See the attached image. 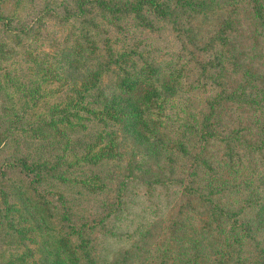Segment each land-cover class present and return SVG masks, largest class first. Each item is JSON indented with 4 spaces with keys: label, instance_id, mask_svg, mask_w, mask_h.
Listing matches in <instances>:
<instances>
[{
    "label": "trees",
    "instance_id": "obj_1",
    "mask_svg": "<svg viewBox=\"0 0 264 264\" xmlns=\"http://www.w3.org/2000/svg\"><path fill=\"white\" fill-rule=\"evenodd\" d=\"M0 264H264V0H0Z\"/></svg>",
    "mask_w": 264,
    "mask_h": 264
}]
</instances>
